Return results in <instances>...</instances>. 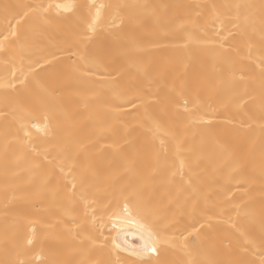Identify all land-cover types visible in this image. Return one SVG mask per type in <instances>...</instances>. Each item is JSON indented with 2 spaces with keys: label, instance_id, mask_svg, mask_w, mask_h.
<instances>
[{
  "label": "bare ground",
  "instance_id": "obj_1",
  "mask_svg": "<svg viewBox=\"0 0 264 264\" xmlns=\"http://www.w3.org/2000/svg\"><path fill=\"white\" fill-rule=\"evenodd\" d=\"M264 0H0V77L5 76V63L12 62L17 77L13 88H0V260L17 257L12 249L19 239L27 246L31 228L35 225L37 240L29 259L32 264L43 260H58L61 264H96L106 258L113 238L117 242L139 243V229L129 218L111 213L103 214L99 230L93 241L81 244L83 233L75 237L58 221L60 212L52 202L51 190L57 187L60 165L68 173L70 162L60 153V146H68L80 166L90 164L97 173L96 183L104 194L105 189H123L135 192L145 211L133 212L141 222H152L164 217L182 228L190 220L199 227L211 220L219 254H201L196 259H238L247 240L259 243L264 224V165L260 159L261 133L259 119H248V114L259 109V86L255 89L257 102L247 108L228 102L227 86L221 82L218 69L223 67L216 57L218 47L209 45L215 32L226 38L225 48L240 49L243 56L249 47L259 57V7L241 8L240 13L255 14L256 31L246 35L233 24H211L212 9L203 14L186 5L228 4L256 5ZM76 3L120 4L117 15L107 10L101 28L90 34L78 14L47 9L42 19L34 15L37 5ZM148 7H137V6ZM27 6V7H24ZM232 15L236 14L233 8ZM27 13V15H26ZM115 23L119 27H111ZM48 20L44 23L43 20ZM122 21V24H121ZM13 32L15 35H13ZM92 35L96 44L108 50L106 60L109 79L115 77L122 89L136 87L145 97L168 95L173 103L153 105L152 110L164 129L172 135L161 133V139L147 148L133 152L132 146L143 142L142 129L138 127L140 113L132 105L120 104L110 86L101 83L100 74L87 82L71 71L73 52L83 53L80 39ZM7 37V39H5ZM235 70L248 77V61L235 57ZM75 59V57H73ZM259 60L257 59V63ZM22 69V72H21ZM11 69H9V72ZM55 79L60 90L51 96L38 85H49ZM212 98V107L219 111L205 117L207 125H189L177 119L175 113L183 111V100L191 99L197 92ZM7 96V102L5 97ZM247 99V98H246ZM56 109L57 135L46 139L42 133L28 126L31 147L16 135L19 122L12 113L24 118L23 107L36 114L43 106ZM223 105V106H222ZM119 106L122 115L117 119L112 109ZM191 107V104L188 105ZM245 121V130H238ZM27 123L26 119H23ZM42 123V121H41ZM247 125H252L248 128ZM23 133H20L22 136ZM173 136L175 138H173ZM181 145V155H176V144ZM47 151V159L38 155ZM185 160V180L172 173ZM38 165V166H37ZM191 178V186L186 181ZM195 215L193 216V205ZM99 216L100 213H97ZM68 227H71L70 225ZM41 248L43 252L41 253ZM40 254V259L36 255ZM168 259L188 260L190 257L170 253Z\"/></svg>",
  "mask_w": 264,
  "mask_h": 264
},
{
  "label": "snow or ice",
  "instance_id": "obj_2",
  "mask_svg": "<svg viewBox=\"0 0 264 264\" xmlns=\"http://www.w3.org/2000/svg\"><path fill=\"white\" fill-rule=\"evenodd\" d=\"M125 7L130 6L108 3H100L98 5L95 3L88 5L58 3L47 6L37 5L32 11L34 15H38L43 19L47 15V9L50 8H55L58 12L62 11L63 13L74 15L80 13L81 9L86 8L88 19L85 18L84 14L77 15V19L86 23L88 33L94 34L98 28L102 27L101 21L107 10H113L118 15L119 11ZM185 7L195 10L197 16L203 14V9L210 7L212 9L210 22L213 26L230 23L234 27L244 30V33L249 35V37L251 34L247 32L248 29H252V33L256 31L255 14L242 15L240 9L242 7L246 9L259 7L260 41L259 48L257 49L259 57L253 54L252 47H249L243 56L240 55L238 47H233L231 50L225 48L226 38L221 35V31L215 32V38H218V42L217 39H210L208 43L219 49L216 57L224 66L218 69V74L221 82L227 86L229 103L242 108L255 105L257 96L255 95V89H249V84L258 83L259 109L258 112L252 111L251 114H248V119L251 120L255 117L260 121L258 125L261 133L259 149L260 159L262 165H264V2L259 6L193 4L186 5ZM233 8L236 9L235 15H232L231 10ZM112 19L113 23L111 27H119L115 23V16ZM43 22L48 23V20L44 19ZM13 35H15L14 32ZM79 43L84 46V52L82 54L73 52L68 57L72 61L71 71L74 74H79L80 79L85 82L89 81L93 75L100 74V82L110 86L115 99L121 105H132L133 110L137 113H140V110L143 109L142 114L138 115L137 124L142 129L144 140L139 146H132L133 152H138L141 148H147L149 144L155 143L157 140L163 145L164 140L161 139V133H165L166 135H172V133L164 129L161 121L154 114L152 107L153 105L173 103L171 98L168 95L145 97L143 91L134 86L129 89H122L115 77L108 78L109 73L107 72L106 64L109 54L108 50L96 44L92 35L81 38ZM0 47H3V45L0 44ZM229 51L233 52L236 58L248 61L247 79H245L242 73H238L235 70L236 59L227 55ZM257 59L259 60L258 63ZM9 69H11L10 72ZM5 73L4 77H0V88H13L11 81L16 79L17 71L12 68L11 61L5 63ZM38 87L48 96L60 90V86L55 79L49 85L41 84ZM5 101L7 102V96L5 97ZM189 104H191V107L188 106ZM183 105V111L177 110L175 117L186 120L189 125H207L210 122L205 117L219 111L218 108L212 107V98L202 97L199 91L193 92L190 100L184 99ZM43 107L44 110L40 114L21 107L20 110L25 114L23 119H26L27 123H24L22 118L16 116L15 112L12 113L14 122H19L16 135L20 140L25 142L26 146L31 147L33 152L36 149L31 144V133L28 131L29 124L36 132L42 133L46 139H55L57 135L56 109L47 105ZM111 111L112 115L117 119L122 115L119 111V106ZM0 115H3L4 119L7 120V113H0ZM237 127L238 130L244 131L245 121L241 120ZM247 127L251 128L252 125H247ZM20 133H23V135L20 136ZM173 138L175 137L173 136ZM59 151L64 155L65 160L70 162V166L67 174L64 172V166H59L60 176L56 180L57 187L51 190V196L53 204L61 215V219L58 222L65 225L67 231L72 232L75 237H80L83 233L81 239L82 245L88 241H93L94 243L93 236L99 230V224L105 213H111L112 216L123 215L129 218L130 223L136 224L139 229V243H129L128 241L118 243V238H113L109 246L107 241H105L104 247L108 249L106 258L96 262V264H264V228H262L259 243L257 244L255 240H247L238 259H196L195 257L201 254L208 256L210 253L219 254L221 251L215 243V238L208 235L213 228L210 218L201 223L199 227L196 226L198 221L192 219L179 229H177L175 222L169 221L164 217H156L150 223L141 222L139 219L133 217L134 211L137 215L145 211L137 200L135 192L111 188L105 189L102 195L101 189L96 183L97 173L92 169V166L90 164L84 166L78 165L76 163L78 153L76 155L70 154L68 146H60ZM38 155H43L47 159L48 152L42 151ZM176 155L178 157L181 155V145L179 142L176 144ZM185 167V160L181 159L179 167L176 168L172 175L174 177L179 176L182 181L185 180ZM261 180L264 181V173L261 175ZM186 183L191 186V178ZM97 213H100V215L98 216ZM194 215L195 204L193 205ZM262 224H264V217H262ZM69 225L71 227H68ZM36 240V228L33 225L31 234L27 239V246L19 239L15 240L12 245L15 255L24 258H6L5 260H0V264H32L28 257L32 253L33 248L36 247L34 243ZM42 252L43 248H41ZM175 252L182 253L190 257V259H168V255ZM36 259H40L39 253L36 255ZM41 264H61V262L58 260H43Z\"/></svg>",
  "mask_w": 264,
  "mask_h": 264
}]
</instances>
